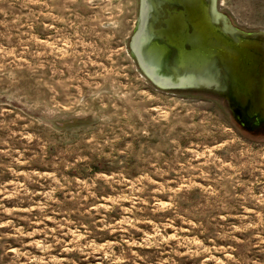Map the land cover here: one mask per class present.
Masks as SVG:
<instances>
[{
	"label": "rangeland",
	"instance_id": "rangeland-1",
	"mask_svg": "<svg viewBox=\"0 0 264 264\" xmlns=\"http://www.w3.org/2000/svg\"><path fill=\"white\" fill-rule=\"evenodd\" d=\"M264 32V0H218ZM138 0H0V264H264V134L154 87Z\"/></svg>",
	"mask_w": 264,
	"mask_h": 264
},
{
	"label": "water",
	"instance_id": "water-1",
	"mask_svg": "<svg viewBox=\"0 0 264 264\" xmlns=\"http://www.w3.org/2000/svg\"><path fill=\"white\" fill-rule=\"evenodd\" d=\"M218 0H138L129 54L166 92H212L245 131L264 127V32H243Z\"/></svg>",
	"mask_w": 264,
	"mask_h": 264
},
{
	"label": "flooded vegetation",
	"instance_id": "flooded-vegetation-1",
	"mask_svg": "<svg viewBox=\"0 0 264 264\" xmlns=\"http://www.w3.org/2000/svg\"><path fill=\"white\" fill-rule=\"evenodd\" d=\"M231 22V21H230ZM232 24V23H231ZM233 25V24H232ZM234 26V25H233ZM235 27V26H234ZM237 28V27H236ZM239 29V28H238ZM242 31V30H241ZM244 32V31H243ZM203 93H207V94H210V95H214V96H217V97H219L217 94H215V93H212V92H205V91H202ZM220 99H223V98H221V97H219ZM224 100V99H223ZM226 101V100H225ZM227 102V101H226ZM228 104V103H227ZM229 106V105H228ZM230 109V108H229ZM231 111V110H230ZM232 112V111H231ZM232 114L234 115V113L232 112ZM235 116V115H234ZM235 120H236V118H235ZM243 129V128H242ZM249 132V131H248ZM250 133H259V134H264V127L262 128V129H260V130H256V131H254V132H250Z\"/></svg>",
	"mask_w": 264,
	"mask_h": 264
}]
</instances>
